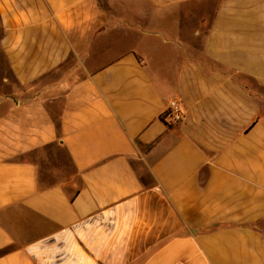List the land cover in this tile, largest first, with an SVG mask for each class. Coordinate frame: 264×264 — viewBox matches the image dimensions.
Segmentation results:
<instances>
[{
  "label": "crops",
  "instance_id": "1",
  "mask_svg": "<svg viewBox=\"0 0 264 264\" xmlns=\"http://www.w3.org/2000/svg\"><path fill=\"white\" fill-rule=\"evenodd\" d=\"M243 79L264 90V0H0V264H264ZM45 146L77 182L14 160Z\"/></svg>",
  "mask_w": 264,
  "mask_h": 264
},
{
  "label": "rangeland",
  "instance_id": "2",
  "mask_svg": "<svg viewBox=\"0 0 264 264\" xmlns=\"http://www.w3.org/2000/svg\"><path fill=\"white\" fill-rule=\"evenodd\" d=\"M137 30L138 29L136 28H133L132 30L126 29L123 35L119 33L117 37L113 36V45L103 58L111 57L128 47L135 46L138 43L136 39ZM124 38L126 39L122 40ZM5 74L8 75L7 69H5ZM243 80L249 89L260 94V108L261 113L264 114V90L248 79ZM14 160H28L34 162L37 165L38 179L43 185H48L54 182H65L73 179V169L68 158L63 151L54 146L41 147L31 153L16 156L14 157ZM73 180L74 182H77L76 178Z\"/></svg>",
  "mask_w": 264,
  "mask_h": 264
},
{
  "label": "built area",
  "instance_id": "3",
  "mask_svg": "<svg viewBox=\"0 0 264 264\" xmlns=\"http://www.w3.org/2000/svg\"><path fill=\"white\" fill-rule=\"evenodd\" d=\"M165 111H168L169 120L172 122H178L182 119V109L180 105L178 104V102L174 99L169 100L167 102Z\"/></svg>",
  "mask_w": 264,
  "mask_h": 264
},
{
  "label": "trees",
  "instance_id": "4",
  "mask_svg": "<svg viewBox=\"0 0 264 264\" xmlns=\"http://www.w3.org/2000/svg\"><path fill=\"white\" fill-rule=\"evenodd\" d=\"M168 116H169L168 111H165V112H163V113L160 115V119H161L166 125H168V122L170 121Z\"/></svg>",
  "mask_w": 264,
  "mask_h": 264
}]
</instances>
